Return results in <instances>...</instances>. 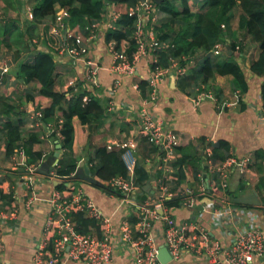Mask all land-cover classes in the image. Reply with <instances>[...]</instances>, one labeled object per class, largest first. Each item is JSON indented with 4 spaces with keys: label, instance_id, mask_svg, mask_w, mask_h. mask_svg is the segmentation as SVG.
Returning <instances> with one entry per match:
<instances>
[{
    "label": "crops",
    "instance_id": "crops-1",
    "mask_svg": "<svg viewBox=\"0 0 264 264\" xmlns=\"http://www.w3.org/2000/svg\"><path fill=\"white\" fill-rule=\"evenodd\" d=\"M188 2L193 9L202 5L201 0ZM34 5L35 0H0V191L12 194L9 203L5 200L0 203V208L5 210L7 215L3 229V248L0 252L3 264L29 263L38 241L44 235V222L50 209V191L55 186L50 175L45 174L40 166L50 170V166L55 162L56 144L61 143V137L54 133V129H47L43 123L36 124L37 118L34 117L35 111L49 106L50 97L41 93V83L37 79L24 81L18 73L21 64H33L41 51H50L54 55L56 67L53 79L57 91L66 92L77 81L83 80L85 86L98 90L99 98L108 99L106 114L101 121L89 124L83 123L78 116L73 117L72 151L78 168L83 167V164L89 168L90 159L95 156L98 146L112 143L117 147L115 143L128 140L136 142L135 168L128 172L126 179L136 186L137 190L130 194L129 201L121 204L122 194L112 193L103 186L92 185L84 177L76 183V186L92 197L105 213L113 217L116 228L114 249L108 264H135L134 251L121 239L117 227L119 222L126 218L137 232L139 219L134 222L136 216L133 213V208L138 209L136 198L144 194L145 200H153L161 184L166 188V198L181 196L186 199L190 193H200V200L189 205L183 202L180 207L170 208V213L178 222L201 221L212 238L219 239L224 246L232 241L238 227L246 224L243 220L245 215L239 212L241 209L252 208L260 224L264 226V213L260 208L264 205V189L260 191L256 187L260 179L264 178V159L259 161L255 157L256 150L264 152V116L260 111L264 108V95L261 91L264 76L252 73L249 68L261 49L239 29L242 15L239 6H235L230 12L229 35L226 36V44L218 42L221 44L220 51L216 54L212 49L209 52L198 49L190 58L182 57L183 63L175 57L184 69L169 72L158 87L157 99L148 103L152 114L176 131L179 143L192 147L201 158V166L192 169L186 165L183 168L184 175L180 176L178 169L172 165L159 168L162 150L141 128L139 109L146 104L144 100L148 93L142 95L138 81L147 79L150 75L152 69L149 67V61L152 53L149 52L137 62L134 73L124 75L121 86L112 92L114 75L110 66L114 56L108 50L101 22H96L97 35L89 37V31L86 29L88 18L84 22H75L71 17L66 20V25L73 28L70 31L82 36L78 45L87 48V52L75 55L67 50L68 46L74 45V37L68 35L64 28L57 26L53 16L35 17ZM176 5L181 6L178 1ZM156 9L155 21H145V28L157 41L168 43L166 48L157 47L155 50L169 52L173 48L171 39H160L158 30L168 21L170 14L160 10L157 5ZM181 22L177 21L173 30H178ZM229 39L238 42L236 46L241 41L240 49L243 47V51H231L227 44ZM225 50H228L227 54ZM84 55L87 56L83 57ZM207 55L214 61H238L243 67L248 89L241 92L230 74H216L208 82H203L198 72ZM87 57L98 63V85L86 76L84 59ZM203 90H210L213 97L201 98L196 103L195 97ZM110 99L112 108L109 107ZM8 122L20 123L23 138L30 132L38 134L39 141L34 142L32 148L42 153V159L27 163L25 153L18 154L15 150L10 155L6 154L5 131ZM219 140L226 144L218 143ZM231 154L237 157L252 155L254 161L253 165L250 164L251 169L247 171L232 166L227 178L228 184L223 188L217 165ZM62 155L60 148L59 159ZM178 155L180 153L176 156ZM32 164L38 166V174L32 186L28 187L29 176L26 168ZM144 187L146 190H143ZM254 189L262 201L261 205L246 207L243 204L235 205L232 201L236 196L249 194ZM210 201H215L218 206L227 205L230 208L227 222L214 224L211 212L203 208L204 204ZM162 231L163 223L161 220H155L152 234L158 249L164 246ZM61 264L85 263L65 257ZM166 264L206 262L189 252H184L179 260H170ZM253 264H264V254L256 258Z\"/></svg>",
    "mask_w": 264,
    "mask_h": 264
},
{
    "label": "built area",
    "instance_id": "built-area-1",
    "mask_svg": "<svg viewBox=\"0 0 264 264\" xmlns=\"http://www.w3.org/2000/svg\"><path fill=\"white\" fill-rule=\"evenodd\" d=\"M105 12L100 20L94 21L88 18L86 29L89 31V37L97 35V23L101 22L106 32L107 28L117 27L116 24L119 13L115 10L114 4L110 0H105ZM131 14H136L134 22V30L132 38L137 44V49L131 57L125 52L127 41L117 47L116 40L106 41L109 52L114 56L110 71L114 75V81L111 91H115L122 84V77L127 74H133L135 64L144 58L150 51L157 47L166 48L167 42L157 41L152 33L148 34L145 28V21L150 19L154 22L156 19L157 9L153 0H138L135 6L130 9ZM70 17L67 8H59L55 14V22L57 26L64 28L68 35L74 37V45L68 46L67 50L80 55L87 52L86 47L78 44L81 42L82 36L70 31L66 25V20ZM147 19V20H146ZM112 20V21H111ZM70 31V33H69ZM106 40V39H105ZM221 44L217 43L212 49L214 53L220 51ZM235 49L239 50L240 45ZM84 55L83 57H86ZM157 61V57H153ZM167 66H156L151 70L147 80L148 96L139 109V118L142 130L151 136V139L158 145L163 155L158 163L159 168L163 169L172 165L171 161L177 155L175 150L179 144V137L176 131L158 120L149 108L148 103L157 99L158 87L165 80V76L169 72L183 70L184 66L180 64L175 57H169ZM85 72L87 78H90L95 85L99 84L98 80V63L94 59L87 57L84 59ZM213 94L210 90H203L195 97V102L199 99L209 97ZM87 97H85V100ZM111 99L109 100V103ZM112 103L109 107L112 108ZM264 116V108L260 110ZM43 115L41 110L35 111L34 117L37 118L36 124H42L40 119ZM62 118H58L57 130L52 122L43 123L47 129H54L58 136L61 137L59 127ZM106 144L108 149L118 148L122 150V158L126 165L127 172H132L135 165V149L136 142L128 140L125 142ZM18 154H23L22 146L16 149ZM254 161V156L248 155L237 157L233 154L229 155L223 161L218 163L217 172L220 177V184L224 188L227 186L229 170L232 166L240 168L242 171L250 170V164ZM55 161L52 165H57ZM91 163H89L90 165ZM28 187L32 186L35 176L38 174L37 165H29L27 168ZM52 180H60L53 170H49ZM106 184V183H104ZM107 184L115 191H120L123 195L121 204L129 201V196L135 193L137 187L130 183L122 176H113L108 179ZM69 195H65L63 191L52 187L50 191L49 203L50 209L46 215L44 222V235L38 241L37 247L31 256L28 264H61V261L67 257L72 260H81L85 264H108L111 262V256L114 249L115 230L112 215L105 213L98 204L87 193L81 190L75 183L67 182ZM166 188L161 184L158 193L154 199H147L144 202H138L139 221L137 222V232L131 227L130 222L124 218L118 224L121 239L126 242L134 251L135 264H166L158 259V248L154 235L152 234V226L155 220H161L163 223V240L167 247L171 260H179L184 252L191 253L194 257L204 259L206 264H253L256 258L264 254V226L252 208L241 209L239 212L245 215L243 219L246 224L238 227L232 241L228 245H223L219 239H214L210 235L208 229L198 220H186L182 222L176 221L171 213L170 208L164 204L166 198ZM112 193H115L112 191ZM200 193H190L184 199V204H194L200 200ZM225 200L223 199L222 202ZM0 199V203H1ZM248 207V206H246ZM205 211H210L214 224L220 225L227 222V216L230 214V208L227 205H216L215 201L206 202L203 206ZM264 213V205L260 206ZM5 210L0 208V252L3 248V229L4 221L7 219ZM73 211H83L89 217L94 218L98 225L99 231H91L82 233L76 230L75 221L72 217ZM12 214V212H10ZM0 264H3L0 259Z\"/></svg>",
    "mask_w": 264,
    "mask_h": 264
},
{
    "label": "trees",
    "instance_id": "trees-1",
    "mask_svg": "<svg viewBox=\"0 0 264 264\" xmlns=\"http://www.w3.org/2000/svg\"><path fill=\"white\" fill-rule=\"evenodd\" d=\"M110 1L114 4L115 10L119 12V18L116 22L118 26L107 28L105 39L106 41L116 40L118 48L120 44L127 41L125 52L128 57H131L137 49V44L132 38L137 15L131 14L130 9L135 6L138 0ZM153 1L160 10L170 14L168 21L159 28L158 37L162 40L170 38L173 48L169 52L166 50L150 51L152 53L149 61L150 69H154L156 66H167L169 57H178L183 63L184 59H181L182 57L190 58L198 49L209 52L218 42L226 44V36L229 35L230 31V12L235 6H239L242 11L239 29L242 30L245 36H249L252 41L257 43L261 49L258 57L252 61L249 67L250 71L264 76V0H201L202 5H199L198 9L191 8L188 0ZM177 1L180 2L181 6L176 5ZM104 2L105 0H35L33 14L37 18L48 15L55 18L56 11L64 7L67 8L71 19L75 22H84L87 18L97 21L102 18L105 12L106 6ZM179 20L182 22L179 23L178 30H173L174 24ZM237 43L229 39L227 44L229 49L234 51ZM239 43L241 45V42ZM240 50L243 51V47ZM224 52L227 54L228 50ZM154 56L157 57L156 62L153 59ZM55 67L56 60L53 53L41 51L37 54L33 64H21L18 73L24 81L37 79L41 83V93L50 97L49 106L41 110L43 112L40 118L42 122L54 123L57 130L58 118L60 116L62 118L59 131L61 133L60 142L63 155L58 160L57 165L50 166V170H53L56 176L62 179L59 184L55 185V188L63 191L65 195H69L67 182L70 181L76 184L84 175L82 173L80 177L69 180V176L75 174L78 168L72 151L74 139L73 117L78 116L83 123L89 124L94 121H101L106 114L108 99L99 98L97 95L98 90L91 86H89L90 88L87 85L85 86L83 80L77 81L66 92L57 91L54 87L53 79ZM198 73L203 82H208L216 74H230L241 92L248 89L243 67L236 60L214 61L211 56L207 55L201 63ZM138 87L142 95L145 96L147 93L146 78L138 81ZM261 91L264 95V82L261 85ZM85 97H87L86 100ZM19 124V122H8L6 124V154L10 155L19 146H22L23 152L27 156V163L42 159V153L32 148L33 143L39 141L38 134L30 132L26 138H23ZM56 130H54V133H56ZM221 142L224 145L226 144V142L223 143L224 141H218V143ZM175 150L180 155L176 156L171 163L172 166L178 169L180 176L184 175L183 168L186 165H189L192 169L201 166V158L192 147L179 143ZM255 157L261 161L264 159V152L260 149L256 150ZM90 163V175L106 183L103 186L105 189L121 195L122 193L112 189L107 184V181L113 176L120 175L124 178L128 176L126 165L122 158V150L116 148L108 149L105 145L98 146L95 156L90 159ZM262 181L264 182V179ZM90 184L97 185L92 181H90ZM135 196L137 197V194ZM144 198L145 195L140 194L136 200L144 202ZM183 198L181 196L165 198L164 204L169 208L180 207L184 201ZM0 199L9 203L12 199V194H4L0 191ZM232 201L235 205H242L236 200ZM262 201L264 203L263 199ZM133 209V213L136 216L134 222H136L139 219V209ZM71 214L77 231L82 233H88L93 230L99 231L97 221L83 211H73Z\"/></svg>",
    "mask_w": 264,
    "mask_h": 264
},
{
    "label": "water",
    "instance_id": "water-1",
    "mask_svg": "<svg viewBox=\"0 0 264 264\" xmlns=\"http://www.w3.org/2000/svg\"><path fill=\"white\" fill-rule=\"evenodd\" d=\"M156 2H161L162 0H155ZM60 148H61V143L56 144V150L54 152V156H55V161L59 160V153H60ZM83 167H79L77 168L75 174H72L71 176H69V180H73L76 179L78 177H80V174H84L83 177L88 179L89 181H92L94 183H96L99 186H104L105 184L100 181L99 179L92 177L90 175V171L87 165H82ZM41 170L45 173V174H49V170L43 166H40ZM61 181L56 179L53 180L54 185L59 184ZM143 190H146V187L143 188ZM235 200L238 201L239 203L246 205V206H259L262 204L261 199L258 196V192L254 189L252 190L251 193L249 194H244L241 196H236ZM157 257L160 261L162 262H168L171 260V255L167 249V247L161 246L158 249V253H157Z\"/></svg>",
    "mask_w": 264,
    "mask_h": 264
},
{
    "label": "rangeland",
    "instance_id": "rangeland-1",
    "mask_svg": "<svg viewBox=\"0 0 264 264\" xmlns=\"http://www.w3.org/2000/svg\"><path fill=\"white\" fill-rule=\"evenodd\" d=\"M241 42V41H240ZM262 179H264L263 177L260 179V182L257 185V188L262 191V189H264V182L262 181ZM262 199L264 200V196L262 197Z\"/></svg>",
    "mask_w": 264,
    "mask_h": 264
}]
</instances>
